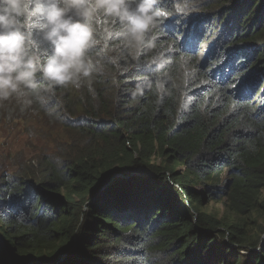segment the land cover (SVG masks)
<instances>
[{"label": "trees", "instance_id": "trees-1", "mask_svg": "<svg viewBox=\"0 0 264 264\" xmlns=\"http://www.w3.org/2000/svg\"><path fill=\"white\" fill-rule=\"evenodd\" d=\"M161 7L156 49L101 17L90 80L0 106L44 142L0 173V264H264V0Z\"/></svg>", "mask_w": 264, "mask_h": 264}, {"label": "clouds", "instance_id": "clouds-1", "mask_svg": "<svg viewBox=\"0 0 264 264\" xmlns=\"http://www.w3.org/2000/svg\"><path fill=\"white\" fill-rule=\"evenodd\" d=\"M163 0H0V106L43 100L56 86L79 87L98 70L88 51L100 41L101 17L119 25L115 35L134 58L158 47ZM194 0H184L190 6ZM178 10H186L177 6ZM35 35L47 44L36 51ZM38 79L43 86L38 84Z\"/></svg>", "mask_w": 264, "mask_h": 264}, {"label": "rangeland", "instance_id": "rangeland-1", "mask_svg": "<svg viewBox=\"0 0 264 264\" xmlns=\"http://www.w3.org/2000/svg\"><path fill=\"white\" fill-rule=\"evenodd\" d=\"M203 47H206L204 45ZM34 130L23 121L0 125V173L15 172L20 165L35 158L44 142L33 136ZM218 209H222L219 205Z\"/></svg>", "mask_w": 264, "mask_h": 264}, {"label": "water", "instance_id": "water-1", "mask_svg": "<svg viewBox=\"0 0 264 264\" xmlns=\"http://www.w3.org/2000/svg\"><path fill=\"white\" fill-rule=\"evenodd\" d=\"M8 257H9V261H11V258H10V256L8 255Z\"/></svg>", "mask_w": 264, "mask_h": 264}]
</instances>
